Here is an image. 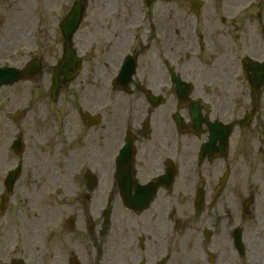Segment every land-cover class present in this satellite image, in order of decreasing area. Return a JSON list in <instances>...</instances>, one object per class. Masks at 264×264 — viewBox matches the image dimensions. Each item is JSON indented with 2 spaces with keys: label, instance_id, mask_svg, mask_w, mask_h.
I'll use <instances>...</instances> for the list:
<instances>
[{
  "label": "flooded vegetation",
  "instance_id": "1",
  "mask_svg": "<svg viewBox=\"0 0 264 264\" xmlns=\"http://www.w3.org/2000/svg\"><path fill=\"white\" fill-rule=\"evenodd\" d=\"M102 1L90 0L89 12ZM144 1L105 0L106 15L91 16L74 37L83 63L61 91L55 123L28 141L19 221L0 217V264H264V117L253 107L227 147L215 124L238 116L218 100L264 99V87L254 97L249 77L237 75L232 54L237 45L264 61V0H200L198 15L187 0ZM139 10L149 23L140 15L126 21ZM128 55L136 63L129 81L118 78ZM206 63L225 64L212 72L225 76H205ZM86 113L100 122L85 123ZM241 191L247 209L239 222ZM31 240L44 244L37 259Z\"/></svg>",
  "mask_w": 264,
  "mask_h": 264
},
{
  "label": "rangeland",
  "instance_id": "2",
  "mask_svg": "<svg viewBox=\"0 0 264 264\" xmlns=\"http://www.w3.org/2000/svg\"><path fill=\"white\" fill-rule=\"evenodd\" d=\"M61 1L66 0H0V66L10 65L21 67L26 61L30 59L35 53L38 57L44 56V60L50 66L54 64L53 56L56 51V46L59 43L57 41V29L58 23L62 19L61 11L58 10V6ZM105 0L100 4V9L94 12H89L87 19L82 25L80 34L86 32L89 24L93 22L91 16L94 18L100 14H105V6L103 4ZM67 9V8H65ZM138 13L131 12L129 16H126V21L129 17L138 16ZM203 19V18H202ZM202 24H199V31H202ZM190 30V29H189ZM201 33V32H199ZM196 40V37L193 35ZM125 44L128 37L123 36ZM124 44V45H125ZM195 52V51H194ZM113 54H115L113 52ZM232 54L238 60H241L248 51L242 48H238L235 45V50ZM191 57H193L191 55ZM221 61V60H220ZM224 62V59H222ZM192 64L200 65V62L196 59L191 60ZM205 72V76H225L223 73H217L214 75V71H225V64L222 66L216 65L215 70H212L206 63V67H202ZM227 70V69H226ZM238 73L239 66L237 68ZM45 84V75L42 80L40 78L33 81H23L14 87H6L1 90L0 93V166L4 167L14 166L17 157L9 152V146L11 141L16 137L18 133L22 134L26 143L29 144V139L35 133V129H40L43 124H54V113L58 111L59 106L56 104L50 105L47 97L43 95V85ZM246 85V84H244ZM246 89V86H245ZM42 91V92H41ZM222 109L226 112V115L230 112L237 113L238 117L244 114L245 111L253 109L258 106L260 110L259 117H264V99L259 97L253 101L243 96L238 98L222 99L218 100ZM20 111L23 115L20 121H14L8 117L9 113ZM58 114H56V117ZM38 128V129H37ZM35 136V134L33 135ZM29 155V152L27 153ZM3 175L0 173V181H2ZM26 184L25 173L24 177L19 181L17 185V192L20 193L24 190ZM246 196L244 192H240L238 196L239 202V222L242 220L244 211L242 205ZM51 202L52 197H46ZM20 198H18V203ZM17 202L14 200V207L11 208L9 214L3 222L12 221L11 214L15 222H18V208ZM243 225H248V219L243 218ZM31 221L29 229L31 227ZM33 241L30 242L29 252L33 258L37 259L38 253L41 251V247L35 246L33 248ZM36 241H41V237L37 236ZM39 260V259H38Z\"/></svg>",
  "mask_w": 264,
  "mask_h": 264
},
{
  "label": "water",
  "instance_id": "3",
  "mask_svg": "<svg viewBox=\"0 0 264 264\" xmlns=\"http://www.w3.org/2000/svg\"><path fill=\"white\" fill-rule=\"evenodd\" d=\"M84 12L83 9V3H79L77 4V6L74 8L72 14L70 15V17L67 20V27L65 28V32H64V37L69 39L71 36V34L74 32V30L77 28L79 22L81 21L82 18V14ZM250 62L246 61V64L248 65ZM249 66V65H248ZM39 70V66L36 64H31L29 65L27 68H25L24 70H16L13 68H0V88L3 85H13L15 82L19 81L21 78L28 76V75H32L35 74V72H37ZM263 73H261L260 79L262 80ZM13 118H18L19 115H12ZM18 144V142H16V145ZM20 147V143L19 145L16 147L14 146L15 150L17 148ZM20 149V148H19Z\"/></svg>",
  "mask_w": 264,
  "mask_h": 264
}]
</instances>
